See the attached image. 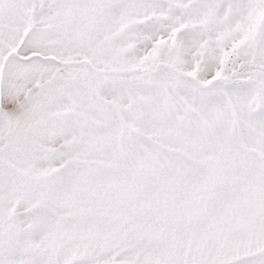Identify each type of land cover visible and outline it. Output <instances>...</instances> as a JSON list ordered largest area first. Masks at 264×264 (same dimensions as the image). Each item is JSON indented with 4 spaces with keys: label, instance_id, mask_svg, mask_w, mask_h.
Here are the masks:
<instances>
[{
    "label": "snow or ice",
    "instance_id": "obj_1",
    "mask_svg": "<svg viewBox=\"0 0 264 264\" xmlns=\"http://www.w3.org/2000/svg\"><path fill=\"white\" fill-rule=\"evenodd\" d=\"M0 264H264V0H0Z\"/></svg>",
    "mask_w": 264,
    "mask_h": 264
}]
</instances>
